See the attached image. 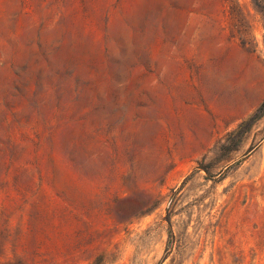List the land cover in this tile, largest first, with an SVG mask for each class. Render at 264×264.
Masks as SVG:
<instances>
[{"label":"rangeland","instance_id":"1","mask_svg":"<svg viewBox=\"0 0 264 264\" xmlns=\"http://www.w3.org/2000/svg\"><path fill=\"white\" fill-rule=\"evenodd\" d=\"M263 99L264 0H0V264H264Z\"/></svg>","mask_w":264,"mask_h":264},{"label":"trees","instance_id":"2","mask_svg":"<svg viewBox=\"0 0 264 264\" xmlns=\"http://www.w3.org/2000/svg\"><path fill=\"white\" fill-rule=\"evenodd\" d=\"M263 108H264V99L261 102L260 106H258L256 111L252 115H250V117L248 119L241 120L236 127H234L233 129H231L230 131H228L225 134L224 141L231 138L234 135H238V134L242 133V131H244V129L249 127L255 121V119L258 118V116L260 115V112ZM220 145L225 147L223 142H221Z\"/></svg>","mask_w":264,"mask_h":264}]
</instances>
